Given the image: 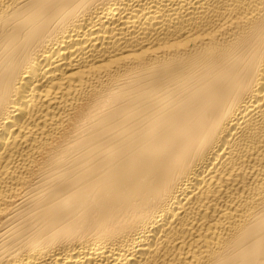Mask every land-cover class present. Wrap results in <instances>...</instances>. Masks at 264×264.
<instances>
[{"label": "bare ground", "instance_id": "6f19581e", "mask_svg": "<svg viewBox=\"0 0 264 264\" xmlns=\"http://www.w3.org/2000/svg\"><path fill=\"white\" fill-rule=\"evenodd\" d=\"M0 264H264V0H0Z\"/></svg>", "mask_w": 264, "mask_h": 264}]
</instances>
